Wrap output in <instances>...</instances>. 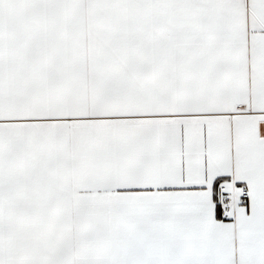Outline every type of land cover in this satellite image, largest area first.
Wrapping results in <instances>:
<instances>
[{"label":"snow or ice","instance_id":"snow-or-ice-1","mask_svg":"<svg viewBox=\"0 0 264 264\" xmlns=\"http://www.w3.org/2000/svg\"><path fill=\"white\" fill-rule=\"evenodd\" d=\"M0 264H264V0H0Z\"/></svg>","mask_w":264,"mask_h":264}]
</instances>
